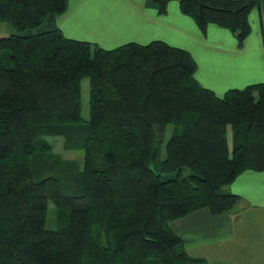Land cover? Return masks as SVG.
<instances>
[{"label":"trees","instance_id":"obj_1","mask_svg":"<svg viewBox=\"0 0 264 264\" xmlns=\"http://www.w3.org/2000/svg\"><path fill=\"white\" fill-rule=\"evenodd\" d=\"M168 1L153 0L158 13ZM177 2L202 32L213 23L238 44L260 3ZM66 8L67 0H0L12 28L0 36V264H208L182 248L169 222L233 208L241 197L228 185L264 169V82L217 94L184 48L65 36L56 18ZM49 137L82 150L63 182L31 168Z\"/></svg>","mask_w":264,"mask_h":264},{"label":"crops","instance_id":"obj_2","mask_svg":"<svg viewBox=\"0 0 264 264\" xmlns=\"http://www.w3.org/2000/svg\"><path fill=\"white\" fill-rule=\"evenodd\" d=\"M259 1V6L248 12V34L238 47L233 42L235 45L227 54L222 50L218 52L222 56L219 61L223 64H220L225 67H218L215 72L208 68L207 73H213L209 77L204 66L203 71L202 67L199 69L201 75L197 72L195 50L187 45L195 40L190 37L185 41L194 29V21L179 10L175 0L167 2L163 13L157 12L153 0H67V8L56 22L66 36L90 40L105 48L127 41L146 43L153 39L184 48L196 63L198 81L221 94L229 87L264 82V0ZM70 18L78 23L73 26ZM88 25H92L89 32L74 36L84 32ZM4 26L7 25H2L0 36L8 34ZM227 32L223 27L208 23L197 45L211 52L216 44L211 39L224 38L232 42V35ZM228 187L241 197L233 208L219 213L207 208L197 209L170 221V227L190 255L202 257L208 264H264V169L244 170Z\"/></svg>","mask_w":264,"mask_h":264},{"label":"rangeland","instance_id":"obj_3","mask_svg":"<svg viewBox=\"0 0 264 264\" xmlns=\"http://www.w3.org/2000/svg\"><path fill=\"white\" fill-rule=\"evenodd\" d=\"M175 1H177V0H175ZM70 19H72V21H73V24H72L73 26H75L78 23V20H75V18H70ZM2 25H7L4 27H6L8 33L11 32L12 28L10 27V25L6 21L0 20V29L2 28ZM194 25H195V26H193L194 29L193 30L190 29L191 33L188 35L189 37L185 41L186 42L189 41L190 37L194 38L195 43H193V42L189 43L188 42L189 44H187V45H189V47L192 48L193 50H195V52H196V53L194 52V56H196V58H197L196 61L199 65V67L197 66L198 67L197 72L199 75H201V72H199V69L202 67V71H203V68L205 67L204 70H205L206 74H208V77H209L213 73H207L208 68L212 72H215L218 70V67H225V66H222L221 64H223V63L221 61H219L220 57H222V56L218 55V52L220 50H222V52L224 51L223 54H227V52L229 50L230 51L232 50L230 48L234 47L235 44L233 42L237 43L238 41H237L236 37L229 30L226 29V31H228L227 33H231V35H232V42H231V40L225 41L224 38H220L219 40L218 39H211L213 41V43H216V44L214 45L215 50L212 49L210 52L207 48L203 49L202 47L197 45L198 41L201 40V38H202V31L200 30V28L195 23H194ZM78 26H80V25L78 24ZM91 27H92V25H88L84 32L75 33L74 36L79 37L80 35H85V33L89 32L91 30ZM216 27L221 28L218 25H216ZM258 27H260L259 21H258ZM199 31L201 34L197 35L196 33H199ZM178 40L181 41V38H179ZM260 42H261V39H260ZM174 44L178 45L181 43H174ZM236 46L238 47V43L236 44ZM255 82H257V81H255ZM243 86H240V87H243ZM79 102H80L81 116L83 118H87L88 117V78L87 77H83L80 80V99H79ZM168 134H169V129H166L164 132L163 138H166L168 136ZM48 142L50 143V148L45 153H43L39 156H34V158H32L31 168H32L33 172L38 173L40 176H43L46 174H51V175L56 176L61 182H63V179L65 177L64 171H65L66 162L73 160V161H76L79 163L82 159V150L77 149V148L76 149H73V148L72 149L71 148L65 149V148H63L62 147L63 139L61 137H56V138L49 137ZM160 151H161V148L158 149V154H159V156H162V152L159 153ZM185 171L186 170H183V172H185ZM169 176H172V174H169ZM184 216H182V217H184ZM45 226L49 227V228H52L55 226V217H54V213L52 212V205L51 204L48 205V213L46 216ZM182 248L188 253V251L183 246V242H182Z\"/></svg>","mask_w":264,"mask_h":264}]
</instances>
